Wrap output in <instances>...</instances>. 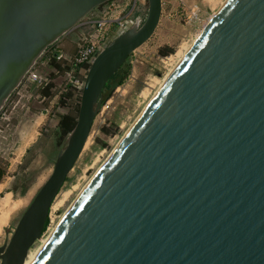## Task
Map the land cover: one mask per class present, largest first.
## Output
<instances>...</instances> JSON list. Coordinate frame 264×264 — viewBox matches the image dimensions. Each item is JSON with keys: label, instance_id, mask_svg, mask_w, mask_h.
Wrapping results in <instances>:
<instances>
[{"label": "water", "instance_id": "water-1", "mask_svg": "<svg viewBox=\"0 0 264 264\" xmlns=\"http://www.w3.org/2000/svg\"><path fill=\"white\" fill-rule=\"evenodd\" d=\"M111 0H0V109L44 51ZM92 60L76 124L0 264H24L111 77L162 0ZM32 264H264V0H225Z\"/></svg>", "mask_w": 264, "mask_h": 264}, {"label": "rangeland", "instance_id": "rangeland-1", "mask_svg": "<svg viewBox=\"0 0 264 264\" xmlns=\"http://www.w3.org/2000/svg\"><path fill=\"white\" fill-rule=\"evenodd\" d=\"M224 1L186 0L187 14L183 12L181 15L179 2L164 0V12L155 33L119 70V76L124 77L123 82L114 87L98 111L89 141L58 192L49 212L48 226L32 249L50 235L159 89L162 79L174 68L184 50L192 45ZM93 14L92 11L88 17ZM140 16L143 19L145 14ZM78 34L76 27L50 45L30 70L37 80L31 83L23 79L0 109V166L5 168L0 181V204L7 194L15 204L1 228L0 247L9 242L24 211L51 175L58 154L67 145L69 135L61 134V117L71 114L77 118L81 95L61 94L65 71H58L55 64L63 68L70 64L74 44L80 40L77 39ZM165 47L169 51L167 55L163 54ZM68 48H71L68 59L54 56ZM39 81L42 84L38 86ZM48 83H53V87L51 94L45 95L43 89Z\"/></svg>", "mask_w": 264, "mask_h": 264}, {"label": "built area", "instance_id": "built-area-1", "mask_svg": "<svg viewBox=\"0 0 264 264\" xmlns=\"http://www.w3.org/2000/svg\"><path fill=\"white\" fill-rule=\"evenodd\" d=\"M181 4V15L187 14L186 0H176ZM164 1L162 0V5ZM147 5V0H111L93 10L91 17H85L79 27L88 28V32L80 37L76 49L70 59L71 69L65 72L62 93L69 87L74 88L81 95L86 73L93 58L103 50L117 35L130 27L142 24L144 18L140 16V7ZM147 12V10H146ZM92 13V12H91ZM90 13V14H91ZM146 16V13H145ZM189 17H187L188 19ZM61 53V52H60ZM135 51L132 53V55ZM54 56L65 58L61 53ZM60 56V57H59ZM69 57L65 58L68 59ZM80 67L79 70L75 68ZM33 83L37 77L29 70L23 79ZM42 83L39 81L38 86Z\"/></svg>", "mask_w": 264, "mask_h": 264}, {"label": "trees", "instance_id": "trees-1", "mask_svg": "<svg viewBox=\"0 0 264 264\" xmlns=\"http://www.w3.org/2000/svg\"><path fill=\"white\" fill-rule=\"evenodd\" d=\"M168 52L169 51H168L167 47H165V51L163 50V54L164 55H167ZM55 67L60 72H62V71L63 72L64 71L66 72V71H69L71 69V65H66L65 68H63V67H61L60 64H58V65L55 64ZM79 68L80 67H77V68H75V70L78 71ZM119 70L111 77V79L105 85V87L103 89V92H102V96H104V93L105 92H108V93H107L106 96H104V98L102 100V104H103L104 100L110 96V94H111L112 90L114 89V87L119 86L120 84H122L124 77L123 76H119ZM52 87H53V83H48L45 86V88L43 89V93L45 95H50L51 94L50 91H51V88ZM64 94L65 95H70V94L79 95L78 92L74 88H71V87H69L67 89V91L64 92ZM76 119L77 118L75 116L71 115V114H64L61 117V119L59 121V127H60V130H61V134L63 136H67V135L70 134V132L73 130V128H74V126L76 124ZM4 173H5V168H3V167L0 166V181H1ZM48 223H49V217L47 219V222H46V226L44 228V231H45L46 227L48 226Z\"/></svg>", "mask_w": 264, "mask_h": 264}, {"label": "bare ground", "instance_id": "bare-ground-1", "mask_svg": "<svg viewBox=\"0 0 264 264\" xmlns=\"http://www.w3.org/2000/svg\"><path fill=\"white\" fill-rule=\"evenodd\" d=\"M190 48V46H188L185 50H184V52L182 53V55L180 56V58L178 59V61H177V63H176V65L178 64V62L182 59V57L185 55V53L188 51V49ZM175 65V66H176ZM174 66V67H175ZM173 69L174 68H172V70L162 79V82H161V84H160V87H161V85L164 83V81L167 79V77L170 75V73L173 71ZM159 87V88H160ZM143 93H145V91L143 92ZM88 141H89V138H88V140H87V142L85 143V146L87 145V143H88ZM95 175V174H94ZM92 179V178H91ZM90 179V180H91ZM89 183V182H88ZM87 183V184H88ZM85 188V187H84ZM83 188V189H84ZM82 189V190H83ZM81 193V192H80ZM79 193V194H80ZM77 198V197H76ZM17 203V202H16ZM1 205V208H0V231H1V228H2V226L7 222V220H8V218H9V216H10V213H11V211L12 210H14V208H15V204H14V202H12V199H11V197H10V195H8L7 194V196L6 197H4V199H3V201H2V204H0ZM70 207H71V205H70ZM69 207V208H70ZM69 208L67 209V211L69 210ZM67 211L65 212V214L67 213ZM64 214V215H65ZM64 215L62 216V218L64 217ZM61 218V219H62ZM61 219L59 220V222L61 221ZM59 222H58V224H59ZM58 224H56L55 225V227H54V229L52 230V232L50 233V235L46 238V239H44L43 241H42V243L37 247V248H31L30 249V251H29V253H28V256H27V258H26V260H25V262H24V264H32L34 261H35V259L37 258V256L39 255V253L42 251V249L44 248V246L46 245V243L48 242V240L50 239V237L52 236V234L54 233V231H55V229H56V227L58 226Z\"/></svg>", "mask_w": 264, "mask_h": 264}, {"label": "crops", "instance_id": "crops-1", "mask_svg": "<svg viewBox=\"0 0 264 264\" xmlns=\"http://www.w3.org/2000/svg\"><path fill=\"white\" fill-rule=\"evenodd\" d=\"M164 1V0H163ZM165 4V3H164ZM164 4L162 5V13L164 12ZM146 13V8H145V5H142L141 7H140V14L141 15H144ZM84 32H83V31ZM88 32V30H84V28H82V27H79L78 28V38L77 39H80V37L82 36V35H84V34H86ZM77 35V34H76ZM66 42H67V39L65 40ZM69 41V40H68ZM66 42H65V44H66ZM64 44V45H65ZM74 45H77V43L76 44H74ZM74 45H72V47L74 46ZM66 47V46H65ZM71 47V48H72ZM71 48H68L67 49V51L66 50H63L62 51V53H63V56L65 57V58H67L69 55H70V51H68V50H71ZM75 49H76V46H75ZM75 49L73 50V53H74V51H75Z\"/></svg>", "mask_w": 264, "mask_h": 264}]
</instances>
